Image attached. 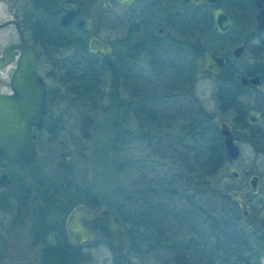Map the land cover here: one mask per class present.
Listing matches in <instances>:
<instances>
[{
    "label": "trees",
    "instance_id": "trees-1",
    "mask_svg": "<svg viewBox=\"0 0 264 264\" xmlns=\"http://www.w3.org/2000/svg\"><path fill=\"white\" fill-rule=\"evenodd\" d=\"M58 2L31 0L37 14L27 23L26 30L36 51L47 55L52 69L59 72V81L65 84L64 95L80 115V135L88 138L92 115L106 109L102 103L104 75L108 73L113 78L117 75L121 89L130 100L124 109V105H119L123 111L127 109L130 121L138 129L135 133L133 128L134 132L129 134L146 141L144 159L131 162L122 157L125 151L119 153L111 146V151L117 152L112 156V165L118 178L111 191L112 199L106 205L116 213L126 235L125 251L115 255L123 256V264L131 261L129 253H135V258L141 253L159 264H264V246L254 247L248 230L240 223L242 216L237 203L227 194H218L210 185L209 179L229 162L215 123L209 115L199 117L200 108L196 109L192 99L185 101L180 97L193 83L197 70L195 57L184 60L183 48L178 44L187 43L200 54L205 49L200 43L206 35L220 39L235 32L236 11L245 16L254 34L261 35L254 43L245 45L244 53L254 57L264 52V31L254 30L251 25L255 12L252 0L216 1L215 6L223 7L233 19L228 34L213 31L210 10H202L201 5H189L186 10L167 12L163 22L166 32L162 36L157 33L158 23L151 18L150 10L141 8L135 17L136 29L140 41L146 45L148 73L125 60L115 66L109 58L89 54L83 32L57 23ZM76 2L85 15L87 5L96 0ZM100 11H103L102 6ZM101 21L97 12L94 32L100 31ZM237 62L226 59L222 72L216 77V108L220 112L230 110L233 123L245 130L248 142L254 145L264 142V130L259 124H249L246 115L250 109H261V105L248 106L241 100L248 89L237 82L235 75L264 77V67L249 68ZM106 95L112 99L110 91ZM51 117L47 115L43 130L54 135L61 126L55 132L50 131ZM119 135L115 133L113 141ZM183 140H193L196 145ZM63 155L59 153L56 167L40 178L41 192L57 197L75 191L83 203L98 209L101 203L93 182L88 176L78 175L73 166L64 161ZM153 160L166 162L158 165ZM74 202H69L68 208ZM78 248L63 242L48 247L45 257L50 264H79Z\"/></svg>",
    "mask_w": 264,
    "mask_h": 264
},
{
    "label": "rangeland",
    "instance_id": "rangeland-1",
    "mask_svg": "<svg viewBox=\"0 0 264 264\" xmlns=\"http://www.w3.org/2000/svg\"><path fill=\"white\" fill-rule=\"evenodd\" d=\"M104 2L110 4V6L105 8L103 6ZM142 5L136 3L125 6L118 4L115 0H96V2L87 5L88 11L85 15L94 19L98 12V18H101L102 21L99 24L100 31L97 35L101 39L110 42L114 48L113 54L108 56L110 63L117 66L119 61L125 60V62H130V64L148 73L147 49L142 40L140 41L136 29L137 20L135 19ZM215 5L216 3L211 7L202 4L201 9L212 12ZM101 6L103 11H100ZM188 6L187 0H167L150 8L149 14L153 21L158 23L157 27L160 29L158 34L165 36L166 28L164 29L165 24L163 22L165 23L168 11L186 10ZM217 8L224 11L223 7ZM224 12L226 13V11ZM36 14L37 10L32 6L31 0L0 2V23L15 20L21 25L26 41H29L28 31L26 30L27 23L33 21ZM226 14L228 15V13ZM235 18L237 19L235 32L227 38L220 39H214L206 35L200 43L205 48L200 54L192 50L189 44L179 43L178 45L183 48V59L195 57L196 66L201 54L206 50H210L214 54L228 59L231 63L237 60L239 66L251 68L256 65L264 67V52L254 57L245 54L244 51L239 58L231 56V49L234 45L243 44L245 48L246 44L254 43L261 36L251 31V27L247 25L246 18L242 13L236 11ZM230 19L233 26L232 17ZM251 22L252 28L256 30L254 15ZM232 26L224 34H228ZM245 39L248 40L243 43ZM17 42V34L12 24L0 28V52L6 46ZM38 53L39 75L45 85L51 87L53 80L49 78V72L52 68L50 58L40 50ZM13 68V63L0 68V92L9 90L8 81ZM256 75L259 76L260 83L256 86L246 87L248 91L242 96L241 100L245 101L248 106L260 104L261 109L259 110L264 116V77L259 74ZM104 78L106 84L102 107L106 109L92 115L91 126L87 129L88 138L84 139L80 135V115L64 95L57 105L52 106V117L50 118L52 123L50 122L49 126L50 131L54 132L58 127L61 126V128L54 135L47 130H43V126L36 132L35 159L26 167L20 168L0 164V172H7L12 179L11 185L5 190L4 194L5 196L12 194V198H14L12 207L4 208L0 206V228L2 226L5 228V232L0 229V264H50L45 257V250L48 247H56L58 244L66 242L63 218L69 209V202L73 203L75 201V204L82 202L79 193L73 191L68 196L46 197L41 192L40 186V178L49 174L52 167H56L55 163L58 160L59 153L64 154L62 156L64 161L73 166L78 175L88 176L93 182L94 190L101 203V206L96 210H107L106 203H109L112 199L111 191H113L118 178L112 165V156L117 152H112L111 146H115L119 153L125 151L122 157L126 159V162H131L134 159H144L145 154H147L146 141L132 138L129 134L134 132V129L137 133L136 130L138 129L130 121V113H127V109L123 111L130 100L121 89L117 75L115 74L113 78L107 73ZM217 85L218 80H216V77H212L206 72L197 71L193 83L180 94V97L186 99L185 101L192 99L196 109L197 106L200 108V111H198L199 117L211 116L217 128L221 121L230 125L240 154L236 160L224 163L216 171L215 175L209 179L210 185L218 194L229 195L231 190H238L241 193L246 199L250 214L247 218H242L240 223L248 230L254 247H263L264 142L258 141L254 145L250 144L245 130L238 128L233 123L231 111H218L214 97ZM252 88L255 90H250ZM108 91H110L111 100L109 96L107 98ZM120 104L124 105L123 109L119 107ZM259 125L264 130L262 121ZM115 133H120V135L113 141ZM123 133H128V135H121ZM185 142L190 145L195 144L193 140ZM162 161L163 163L166 162V160H155L154 162L159 165ZM231 168L238 172V179L234 180L228 177ZM63 174L67 176L66 173L63 172ZM251 175L258 177L256 193H252L246 183L247 178ZM66 208L68 209L66 210ZM78 246L76 252H78L81 260L79 264H123V256L118 257L113 254L103 240L85 242ZM125 249L126 243L119 254H122ZM134 254H128L131 261L125 264H159L141 253L137 254V258L133 257ZM261 263H263V260Z\"/></svg>",
    "mask_w": 264,
    "mask_h": 264
},
{
    "label": "water",
    "instance_id": "water-1",
    "mask_svg": "<svg viewBox=\"0 0 264 264\" xmlns=\"http://www.w3.org/2000/svg\"><path fill=\"white\" fill-rule=\"evenodd\" d=\"M11 1V0H7ZM120 3H131L133 0H117ZM191 3L204 2L212 5L216 0H190ZM255 8L254 27L264 31V0H252ZM105 8L109 5L103 3ZM62 14L59 17L60 26H68L79 15V7L75 0H62L59 5ZM213 30L216 33H225L232 26V20L221 9L212 11ZM12 24L18 38V42L8 45L0 52V68L15 63L9 77L8 86L10 93H0V157L11 164L25 166L36 157L34 146L35 133L44 124L46 113V92L40 76L37 74V52L34 45L24 38L20 25L16 21L0 23V28ZM75 26L81 32L87 34L85 46L89 54L107 58L113 53L110 42L101 39L93 33V21L85 16L76 20ZM18 55L15 57L14 52ZM244 51L243 44L234 45L231 56L239 58ZM224 57L206 50L201 54L196 63L198 72H208L210 76L217 77L223 70ZM235 78L243 87H252L260 83L258 75L247 76L237 74ZM263 120V113L258 109H250L246 115L249 124L256 125ZM217 133L221 137L222 146L226 157L230 162L239 157L240 150L233 138L230 125L219 122ZM228 177L238 179L239 174L231 168ZM4 172L0 173V185L7 182ZM258 177L251 175L247 178V186L252 193L257 191ZM231 200L238 205L242 218L250 214L246 199L238 190H231ZM63 230L66 242L71 246H78L85 242L103 240L113 254H118L124 249L126 235L122 223L112 210H96L83 202L71 206L63 218Z\"/></svg>",
    "mask_w": 264,
    "mask_h": 264
},
{
    "label": "flooded vegetation",
    "instance_id": "flooded-vegetation-1",
    "mask_svg": "<svg viewBox=\"0 0 264 264\" xmlns=\"http://www.w3.org/2000/svg\"><path fill=\"white\" fill-rule=\"evenodd\" d=\"M1 1H6V0H0ZM62 0H60L61 2ZM118 4L120 5H125V6H130L132 4H136V3H140V4H143L142 5V9H150V8H153L155 7V5H159L160 3L162 2H165L167 0H133L131 3H120L118 2L117 0H115ZM217 1V0H216ZM60 2L58 3V5H60ZM76 2V0H75ZM108 2V1H107ZM188 2V5H202V4H206L204 2H201V3H191L190 0H187ZM216 3V2H215ZM214 3V4H215ZM76 4L78 5V3L76 2ZM214 4L212 5H208V6H214ZM110 6V4H108ZM79 7V15L77 17L74 18V20H72V22L68 25V26H61V27H74L76 28L75 26V22L77 19L81 18V17H85L86 15L82 14L81 12V9H80V6L78 5ZM217 8L216 6L214 7V9ZM213 9V10H214ZM62 10L60 9L59 7V13H58V19H57V23H58V20H59V17L60 15L62 14ZM211 17H212V12H211ZM93 21V33L97 35L96 32H94V19L92 17H90ZM8 21H15V20H7L5 22H8ZM212 22H213V19H212ZM9 24V23H8ZM19 24V23H18ZM20 25V24H19ZM20 28L22 30V27L20 25ZM77 29V28H76ZM79 30V29H78ZM157 33H160V29H158L157 27ZM22 34H23V31H22ZM85 35V42H86V38H87V34L83 33ZM220 34V33H219ZM224 34V33H222ZM24 36V35H23ZM25 38V37H24ZM112 45V44H111ZM113 47V45H112ZM37 52V51H36ZM113 52H114V48H113ZM113 54V53H112ZM18 55V52L15 51L14 52V56L16 57ZM99 56V55H98ZM108 58V57H107ZM38 59H39V54L37 52V61H36V69H37V74L39 75V72H38ZM12 64V63H11ZM13 64L15 65V63L13 62ZM7 67V66H6ZM52 67V66H51ZM208 73V72H206ZM40 76V75H39ZM41 78V76H40ZM49 78H51L53 80V85L51 87H47L43 81V84H44V88H45V92H46V100H47V103H46V113H45V117H44V120L46 119L47 115L51 114V110H52V106L54 105H57L64 97V88H65V84H63V82L59 81V72L55 71L54 69L51 68L50 72H49ZM10 89L8 91H5V92H0V93H10ZM35 136H36V133H35ZM34 146H35V138H34ZM31 163V162H30ZM30 163H28L27 165H29ZM0 164L3 165V166H9V167H12V168H20V167H26L27 165L25 166H17V165H14V164H11L9 162H6L4 161L1 157H0ZM4 172L6 174V177H7V182H4L3 185H0V206L1 207H12V203L14 202V198H12V194L10 195H7L5 196L4 192L5 190H7L9 188V186L11 185L12 183V179L11 177L8 175L7 172L5 171H1L0 173ZM46 197H49V195ZM8 205V206H7ZM0 229H2V231L5 232V228L2 226Z\"/></svg>",
    "mask_w": 264,
    "mask_h": 264
}]
</instances>
